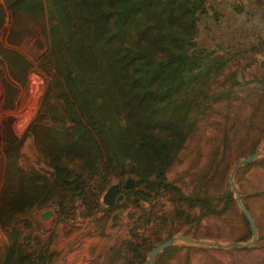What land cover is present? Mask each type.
<instances>
[{
    "label": "trees",
    "instance_id": "trees-1",
    "mask_svg": "<svg viewBox=\"0 0 264 264\" xmlns=\"http://www.w3.org/2000/svg\"><path fill=\"white\" fill-rule=\"evenodd\" d=\"M3 1L0 30L5 4L31 12L43 8V0ZM46 1L50 48L40 61L45 88L27 131L38 162L48 170L21 166L23 138L10 122L3 121L0 231L6 241L0 243V264H54L49 250L53 232L45 245H39L25 217L35 209L56 206L58 219L70 218L68 198L80 200L83 215H91L99 203L89 182L97 177H136V184L128 188L136 200L145 202L162 190L170 193L177 204L174 216L184 222H190L191 215L182 204L209 216L234 208V195L227 187L230 166L223 157L209 159L201 187L188 194L166 176L198 122L211 116L208 111L219 118L222 145L218 148L225 152L236 120L241 123L243 117L241 112L217 111L213 105L221 109L236 103L250 105L246 118L250 127L264 110V85L257 87L256 98L240 97L239 86L247 82L234 76L221 81L223 57L196 47L197 16L206 12V0ZM31 71V63L22 54L0 44L5 108L14 105ZM219 168L222 187L212 192L214 171ZM136 185L141 189H135ZM259 193L264 195V188ZM129 235L131 240L116 249L111 262L122 254L126 262L120 264H144L149 252L146 243L135 228ZM126 248L132 257L124 254ZM174 248L169 246L162 253Z\"/></svg>",
    "mask_w": 264,
    "mask_h": 264
},
{
    "label": "rangeland",
    "instance_id": "rangeland-1",
    "mask_svg": "<svg viewBox=\"0 0 264 264\" xmlns=\"http://www.w3.org/2000/svg\"><path fill=\"white\" fill-rule=\"evenodd\" d=\"M46 2L43 0V8L34 12L19 6L9 8L5 4V19L0 30V44L22 54L32 65L26 84L19 89L11 108L3 106L0 84V126L3 121L10 122L14 132L23 138L21 166H34L37 169H45L46 166L36 158L27 127L37 114L45 88L46 73L40 61L50 48L48 29L51 21L48 7H45ZM196 26V47L211 56L223 57L225 64L220 80L229 81L234 76V79L242 83L247 82L239 86L238 95L245 97L248 94L251 100L256 98L257 87L264 85V0H206V12L197 16ZM249 106L246 104L242 107L236 103L221 109V105H213L217 111L241 112L240 119L243 117L241 123L239 119L236 120V129L225 152L218 148L222 145L220 136L218 137L219 118H216L213 110L208 111L211 116L198 122L196 132L180 152L178 161L166 173L168 179L173 180L188 194L201 187L200 180L203 182L206 178L204 172L209 159L218 160L223 157L224 163L230 166L227 187L232 192L229 174L235 162L254 151L264 149V110L253 118L254 125L250 127V122L246 119ZM232 121L234 122L233 118ZM250 163L240 167L234 176L241 199L249 205L257 224L258 240L243 249L188 243L180 238L192 237L194 233L195 237L192 238L221 243L249 241V226L236 203L234 208L219 216L204 215L197 207L188 209L182 204L185 212L191 215V221L184 222L174 216L177 204L173 202L171 194L164 190L150 202L136 200L130 188L124 185L128 178L132 185L134 182L136 184L137 178L126 174L121 178L97 177L89 182V190L96 194L99 203L89 216L83 215L85 208L80 200L72 202L68 198L66 207L72 208L70 218L58 219L56 206L35 209L25 218L31 221L30 233L32 236L37 235L36 242L39 245H45L53 232L49 250L54 264L126 262L122 261V254L114 256V262H111V256L118 247H125L131 240L129 232L133 228L149 251L156 244L176 237L173 243L175 248L171 252H159L151 264H264V195L259 193L264 188V154ZM214 174L215 184L210 187V191L219 192L222 187L219 182L222 170L219 168ZM1 183L0 160V187ZM114 183H119L118 194L122 196L117 197L112 205H106L102 197ZM135 189L141 187L136 185ZM47 210H51L53 214L44 219L41 214ZM185 231L192 233V236L185 234ZM5 241L4 234L0 231V243ZM124 254L132 257L127 248Z\"/></svg>",
    "mask_w": 264,
    "mask_h": 264
},
{
    "label": "water",
    "instance_id": "water-1",
    "mask_svg": "<svg viewBox=\"0 0 264 264\" xmlns=\"http://www.w3.org/2000/svg\"><path fill=\"white\" fill-rule=\"evenodd\" d=\"M263 154H264V149L254 151V152L242 157L241 159H239L238 161L235 162V164L233 165V167L230 171V174H229V185L231 187L232 192L234 193L235 202H236L240 212L242 213V215L244 216V218L246 219V221L248 223L250 233H251V239L245 243H241V242L221 243L219 241H214V240H209V239H195V238L188 237V236H181L180 237L181 239H183L184 241H186L188 243H197V244H202V245H207V246H215V247H219V248H236V249H243V248L249 247L258 240L256 221H255L253 215L251 214V212L248 210V208L245 206L244 202L241 199L240 193H239V191L235 185V182H234V176L240 167L244 166L247 163L252 162L257 157H259L260 155H263ZM131 185H132L131 179H127L124 186L126 188H128ZM119 189H120L119 183H114V184L110 185L102 197L103 202L106 205H112L117 197L121 198L122 195L118 194ZM52 214H53V212L51 210H47L41 214V217L44 219H47ZM175 240H176V237H170V238L166 239L165 241H162V242L156 244L154 247H152L151 250L149 251L148 255H147V259L145 260L144 264H151L153 262V259L155 258V256L159 252L166 249L167 247L173 245Z\"/></svg>",
    "mask_w": 264,
    "mask_h": 264
},
{
    "label": "crops",
    "instance_id": "crops-1",
    "mask_svg": "<svg viewBox=\"0 0 264 264\" xmlns=\"http://www.w3.org/2000/svg\"><path fill=\"white\" fill-rule=\"evenodd\" d=\"M29 75V74H28ZM27 78H28V76H27ZM2 88V87H1ZM2 93H3V91H2ZM2 98H3V96H2ZM3 103V102H2Z\"/></svg>",
    "mask_w": 264,
    "mask_h": 264
}]
</instances>
